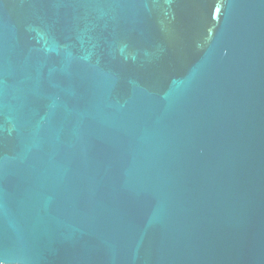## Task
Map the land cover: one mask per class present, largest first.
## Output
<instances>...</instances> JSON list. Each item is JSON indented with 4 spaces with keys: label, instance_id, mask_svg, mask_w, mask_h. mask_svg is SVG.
<instances>
[{
    "label": "water",
    "instance_id": "1",
    "mask_svg": "<svg viewBox=\"0 0 264 264\" xmlns=\"http://www.w3.org/2000/svg\"><path fill=\"white\" fill-rule=\"evenodd\" d=\"M0 264H264V0H0Z\"/></svg>",
    "mask_w": 264,
    "mask_h": 264
}]
</instances>
